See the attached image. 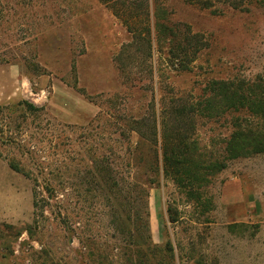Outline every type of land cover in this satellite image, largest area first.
I'll list each match as a JSON object with an SVG mask.
<instances>
[{
    "label": "rangeland",
    "instance_id": "1",
    "mask_svg": "<svg viewBox=\"0 0 264 264\" xmlns=\"http://www.w3.org/2000/svg\"><path fill=\"white\" fill-rule=\"evenodd\" d=\"M211 1L165 0L206 44L183 72L157 51L149 73L100 0H0V264H132L105 184L89 182L98 156L120 186L143 184L150 240L171 243L164 264H264V152L228 160L195 201L154 170L149 135L131 128L171 121L172 96H195L211 77L264 78V0ZM226 133L223 119H198L193 137L209 149Z\"/></svg>",
    "mask_w": 264,
    "mask_h": 264
},
{
    "label": "trees",
    "instance_id": "2",
    "mask_svg": "<svg viewBox=\"0 0 264 264\" xmlns=\"http://www.w3.org/2000/svg\"><path fill=\"white\" fill-rule=\"evenodd\" d=\"M100 1L117 18L124 20L127 31L131 33V41L124 45L123 51L127 53V58L133 59L135 51L139 53L145 58L149 73H152L151 60L157 51H164L165 62L183 72L189 69L205 47L201 34L190 33L188 25L171 19L165 0ZM184 1L205 8L212 2ZM140 17L142 27L136 25ZM125 67L126 63L119 64L121 72ZM162 109L172 118L171 121L153 118L147 134L140 130L141 121L134 120L131 128L141 138L149 135L154 170L158 171L160 166L164 176L170 177L178 187L186 188L190 200H199L204 182L211 183L212 177L225 168L228 160L264 152V78L261 75L254 78L239 75L211 77L195 96L173 95L170 103ZM198 119L212 122L223 119L227 133L218 142L212 143L211 148L202 147L193 137ZM93 165L97 175L91 174L89 182L96 183L95 186L103 182L112 198L110 223L120 238L123 236L127 250L125 260L132 264H164L172 260L169 240L164 248L150 240L147 210L144 218L142 215V207L145 208L147 202L146 199L143 203L139 201L140 193L146 196L143 184L131 175L125 188L120 186L104 157L94 158ZM48 190L55 197L57 192L52 188ZM98 193L103 194V191ZM172 210V207L168 209L169 219L174 222L177 215L176 211L171 213Z\"/></svg>",
    "mask_w": 264,
    "mask_h": 264
}]
</instances>
